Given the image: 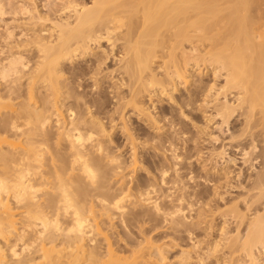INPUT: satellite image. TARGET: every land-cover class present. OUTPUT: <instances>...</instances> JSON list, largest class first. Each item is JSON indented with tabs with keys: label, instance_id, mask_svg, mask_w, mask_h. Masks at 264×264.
<instances>
[{
	"label": "bare ground",
	"instance_id": "bare-ground-1",
	"mask_svg": "<svg viewBox=\"0 0 264 264\" xmlns=\"http://www.w3.org/2000/svg\"><path fill=\"white\" fill-rule=\"evenodd\" d=\"M79 1L43 13L0 0V264H167L181 243L202 250L186 222L219 203L213 213L225 221L204 250L262 264L264 0ZM153 99L169 102L170 118L157 120L166 109L156 117ZM197 111L218 135L198 129ZM186 121L212 135L195 153L217 177L184 180L186 131L183 147L172 135L144 137L148 122ZM150 143L167 154L148 155L162 160L154 167L140 153ZM162 224L174 237L154 247L148 234ZM184 248L177 264H207Z\"/></svg>",
	"mask_w": 264,
	"mask_h": 264
},
{
	"label": "rangeland",
	"instance_id": "rangeland-1",
	"mask_svg": "<svg viewBox=\"0 0 264 264\" xmlns=\"http://www.w3.org/2000/svg\"><path fill=\"white\" fill-rule=\"evenodd\" d=\"M8 1H9L10 3H9ZM23 1H24V0H23ZM23 1H19V0H4V3H5V5L7 4L8 6H9V4L12 3V4H11V7L13 6L12 9H10V8H11L10 6H9V7L7 6V8L9 9V11H10V10L12 11L14 8L17 9V8H18L17 6H19V4L21 3L20 6H19L20 8H18V10H14V11H16V12H20V10L23 9V8L27 5V2H28V5H30V7H32V6L35 7V6H36V7H37L41 12H43V13H44L43 10H45V12H48V13H52V12L55 13V12H56V9L59 10V7H61V3L63 2V0H62V1H61V0H33V2L30 1V0H25V1H24V2H26V4H25V3H23ZM29 1H30V2H29ZM76 1H79V0H76ZM83 1H84V2L86 1V2L88 3V1H90V0H88V1H87V0H81V1H79V2H83ZM14 2H15V3H14ZM59 2H60V3H59ZM13 3H14V4L18 3V4H16V6H15ZM22 4H23V5H22ZM24 4H25V5H24ZM35 4H36V5H35ZM28 5H27V6H28ZM53 5H54V6H53ZM62 5H63V4H62ZM45 7H46V8H45ZM51 8H52V9H51ZM19 9H20V10H19ZM47 9H48V10H47ZM53 10H54L55 12H54ZM21 12H22V10H21ZM18 17H19V16H18ZM209 77H210V76L205 77L204 80H210ZM190 88L193 89L194 87H190ZM191 89H190V90H191ZM182 93H184V92L182 91ZM153 101H154V102H157V101H158L157 104L155 103V104H156L155 108H153V110H151V111H154V113L157 112V113H156V117L160 116L159 113L162 112V108H163V107H164V109H166V111L163 110L162 115L160 116V118H157V120L160 119V121H161V118L165 117L164 115H166V113H168V115H167L168 118L171 117V116H170L171 114H170V112H169L171 109L168 110V108H171V106L168 105L169 102H168L166 99H164V100H160V99H159V100H158V99L155 100V99H153ZM162 101H164V102H162ZM148 102H149V103H148ZM160 102H161V103H160ZM147 103H148V104H147ZM151 103H152V102H150V101H148V100L146 101V104H147V105H151ZM160 104H161V105H160ZM159 105H160L161 108H159V110H158ZM168 106H169V107H168ZM154 109H155V110H154ZM156 109H157V110H156ZM160 109H161V111H160ZM167 110H168V111H167ZM155 111H156V112H155ZM159 111H160V112H159ZM158 112H159V113H158ZM163 113H165V114H163ZM194 113H198V114H194V116H197V118L193 116V117H192V118H193V121L196 122L195 118L197 119V121H198V120H201V121H202V122L199 121L200 123H199V122L196 123L197 126H198V129H199V127L202 125L201 127H204V126L207 127L208 132H210L211 134H212V132H213V134H212L213 136H214L215 134L218 135V133L220 132V131H219L220 128H219L218 126H216L217 124H216V125L213 124L215 121H214L213 123H212V121L210 122L209 118H207L208 115H207V114H204V115H203L202 112H198V111H197V112H194ZM199 113H200V114H199ZM202 117H204L205 121H204V119H203ZM206 118H207V120H206ZM132 119L135 121V124H136V125H134V126H137L138 123H139V121H138V123H136V122H137L136 118L134 117V118H132ZM134 121L131 120L132 123H133ZM207 122H209V123H207ZM163 123H164V122H162V125H163ZM210 123L213 124V125L211 124L212 127H211ZM139 124H141V123H139ZM183 124H184V125L186 124V125L183 126ZM188 124H190V121H189V122H187V121H186V122H183V123H182V126H180L181 124H178L177 126H175V127H176V130H177V128H178L180 131H181V130L183 131V129H184V131H183V132L181 131V133L178 132L179 130H177V133H178V134H177L176 131H174L175 127H173L174 129H173L172 127L170 128V126H169L168 124H167V126H169L170 129L167 128V127H165V128L162 127L161 124H160V125H161L162 129H161L160 126H159L160 129H159L158 126H157V124H155V125L153 124V125H152V123H149V122H148V123L146 124V127H148L149 130H147V129L145 128L143 134H144V137H145L146 139H150V140H151V138L153 139V138L156 137V138L158 139L157 142H159V143H164V142H166V140L169 138V136L172 135V137H170V138H173V137H174V138H175V139H174L175 142H177L176 139H178L179 142H178L177 144L182 145V144H183V140H182L181 137L184 136L185 131H186V134H187V135L185 134V136H187V137H188V136H189V137H192V138H191L192 140L190 139V141H191L192 143L189 141V139H188L189 137H188V138L185 137V138H183V139H184V142H186V145L188 144V145L186 146V149H185V147H183V146H185V145H182V147H183L182 150H181V146L178 145V148L180 149L179 152H181V151H182V153H183V151H185V152L187 151V153L190 152V154H187V153L185 154V158H183L184 162L182 161V162H183V165H182V166L185 165V166H184L185 169H184V168L181 169V171L184 170V171H182V174L184 175V177H186L184 180L187 181V176H188L189 172H190V173L193 172V173L195 174V175L193 174L194 176H199L198 178H200V177L202 178L203 176H204L203 178H206V177H207V178H209V179H212V178H214V177H217V173L211 174V173L214 172V171H213V170H207V167L204 168V169H206L205 172H204V169H203V171H202V168L204 167V165H205L206 163L204 162L203 157H202V159H200V158L197 159L198 155L196 154V153L200 154L201 151H202V152H205V151L207 150L209 144L207 143L206 140L211 139V136H212V135L209 136V135H207V134H205V133H204V135H203V134L201 135L200 133H202V132H198V131H200V130L197 129V127L195 126L196 124H193V125H192V122H191L190 125H188ZM204 124H205V125H204ZM207 124H209V128H210V129L212 128V131L208 128V125H207ZM147 125H148V126H147ZM158 125H159V124H158ZM164 125L166 126V123H165ZM164 125H163V126H164ZM187 125H188L189 127H188ZM203 125H204V126H203ZM154 126H155V127H154ZM178 126H179V127H178ZM214 126H216L217 128H215ZM180 127H181V128L184 127V128L181 129ZM185 127H186V128H185ZM187 127L189 128V131L191 130L190 132L188 131V128H187ZM192 127H193L195 130H194ZM195 127H196V128H195ZM155 128H157L158 131H157ZM190 128H191V129H190ZM165 129H166V130H165ZM214 129H216V130H214ZM217 129H218V130H217ZM172 130H173V131H172ZM197 130H198V131H197ZM209 130H210V131H209ZM145 131H147L148 133H146ZM161 131H162V132H161ZM169 131H170V134H169ZM171 132H175L177 135H180V136H177L176 134L173 135L174 133L172 134ZM187 132H189V133H187ZM194 132H195L196 136L194 135ZM118 133H119L118 136H117V134H115V135L117 136L116 138H115V135L113 134V135H114L113 137H114L115 140H116V141L114 142V144H112L113 147L122 144L121 141L123 140L122 138H123L124 136H122V135L120 134V132H118ZM157 133H160V134H157ZM183 133H184V134H183ZM191 133H193V134H191ZM149 134L152 135V136H150ZM154 134H156V135L154 136ZM167 134H168V135H167ZM181 134H183V135L181 136ZM192 135H193V136H192ZM206 135L208 136L209 139L206 137ZM147 136H149V138H148ZM157 136H158V137H157ZM166 136H167L168 138H167ZM199 136H200L201 138H200ZM202 136H203V137H202ZM177 137H178V138H177ZM179 137L181 138V141H180V138H179ZM194 137H196V139L198 140V142H197V140H194V141H193V138H194ZM198 137H199V138H198ZM204 137H205V138H204ZM165 138H166V139H165ZM118 139H119V140L121 139V140H120L121 143L118 141ZM159 139H160V140H161V139H163V140L165 139V140H164V141L161 140V141H163V142H161ZM194 139H195V138H194ZM199 139H200V140H199ZM203 139H204V140H203ZM186 140H187V141H186ZM201 140H203V141L201 142ZM117 141H118V144L116 143ZM204 141H206V142H205L206 145H204V144H205ZM181 142H182V143H181ZM188 142H190V143H188ZM193 142H195V143H193ZM199 142H200V143H199ZM184 144H185V143H184ZM196 144H197V148H196V146H195ZM199 144H200V145L203 144V145L199 148V146H200ZM207 144H208V146H207ZM193 146H195V148H193ZM205 146H207V148H206ZM154 147H155V145H154ZM154 147H153V144L150 143V146H149V147H144V148L142 147V148L140 149V153H141V152L144 153V155H143V153H141V155H143V157L146 155V157L144 158L145 161L147 160V162H144V163H147L146 166H152L151 164L154 163L155 161H156V162H155L156 165H154L155 163H154L153 165H154V166H157V165H158V164H157V161H158V163H159V162H161V161L163 160V159L160 158V157H163V155H167V154H159V153H161V152H158V153L156 154L157 156H154V155H155V152H156L155 150H152V149H154ZM204 147H205V150H204ZM201 148H202L203 150H202ZM129 149H130V148H129ZM129 149H127V150H129ZM147 149H148V150H147ZM187 149H188V150H187ZM196 149H197V150L199 149L200 152L197 151V152L195 153ZM127 150H126L125 152H120V151H123V150H119V152L121 153V154H119V156H120V155H124V154L127 152ZM141 150H143V151H141ZM144 150H145V151H144ZM146 150L148 151L149 154L146 153V152H147ZM189 150H191L192 152L189 151ZM114 151H115V150H114ZM152 151H153V152H152ZM150 152H151L152 154H150ZM185 152H184V153H185ZM123 153H124V154H123ZM145 153H146V154H145ZM191 153H192V154H191ZM193 153H195V155H193ZM158 154H159V155H158ZM148 155H149L150 157H152V155H153V157H157V158H158V156H159V158L162 159V160L159 161V160H157V158H156V160L154 161V159H151L150 157H149V159H148V158H147ZM187 155L190 156V158H191L192 160H191ZM196 155H197V157H196ZM126 156H127V155H126ZM193 156H194V157H193ZM202 156H203V155H202ZM124 157H125V156H124ZM153 157H152V158H153ZM163 158H164V157H163ZM186 158H189V159H186ZM148 160H149L150 162H148ZM151 160H153V162H151ZM186 160H188V161H186ZM185 161H186V163H185ZM240 162H241V161L238 159V161H237V167H235V170H236V168H237L236 171H238V168L240 169V164H241ZM144 163H143V164H144ZM149 163H151V164H149ZM144 165H145V164H144ZM202 165H203V167H202ZM154 166H152V167H154ZM209 167H210V166H209ZM209 167H208V169H210ZM241 167H242V166H241ZM186 168H187V169H186ZM196 171H197V172H196ZM211 171H212V172H211ZM186 172H187V174H186ZM245 172L247 173L246 170H245ZM245 172L243 173V175L246 177L247 174H246ZM138 173H139V172H138ZM180 173H181V172H180ZM182 174H181V175H182ZM199 174H200V175H199ZM215 174H216V175H215ZM139 175L141 176L142 174H139ZM139 175H138V176H139ZM183 175H182V176H183ZM205 175H206V176H205ZM127 176H130V174H126V177H127ZM138 176H137V177H138ZM140 176H139L138 178H140ZM184 177H183V178H184ZM210 177H212V178H210ZM188 178H189V176H188ZM134 179H135V178H134ZM201 182H203V181H201ZM201 184L203 185V183H201ZM201 187H202V186H201ZM203 188H204V185H203ZM200 190H202V189H200ZM203 190H204V189H203ZM194 200L197 201V199H195V198H194ZM194 200H193V201H194ZM196 201H194V202H196ZM197 203H198V202H197ZM197 203H194V204H195V206H194V210H195V212L199 209V208H197V207H199V204H197ZM219 204H220V203H219ZM219 204H216V206L214 205V206H213L214 208H211L212 210H211V209H208V210H207L208 212L211 211L209 214L206 213V211H205L206 215H204L205 213L202 214V215H204V216H201L202 219H201V218H198L197 215L194 213V214L192 215L193 218L189 219L187 222H188L190 225H191L192 223H194L193 225H191V227L193 226V227H195V228H193V227H192V228L189 227L190 225L186 222V226H187L186 228H187V229L190 228L191 231L194 229L195 231H194V232L192 231L193 234H194V236H195V232L197 231V232H196V236H198V237L200 236V237H201V238L199 237V239H200L199 242H201V241H202V242L200 243V247H198V248L202 249V250H201V251H202V254H201V251H199V252L197 251L198 249L195 250V249L192 248V249H193V250H192V249L189 247V246H190L189 243H185L184 245L181 243L182 245H181V244L178 245V248H176V249L174 248L175 250L172 249L173 252H172V250L170 249L171 251H170L169 253H171V252H172V253L169 254L168 257H167V259L169 260V261L167 260L168 262L171 263V261L175 260V261H173V263H171V264H177V262L180 261V259H178L179 257H178L177 254H180L181 252H183V249H181V248H184V247L186 246L184 249H187L188 247H189V248L187 249V251L184 250L185 252H189L190 250H191L190 252H192V251L195 250V251L197 252V254H196L197 256H199V257H200V256H201V257L204 256V257H202V258L205 260V262L207 261V264H210V263H211V264H217L218 261L222 262L221 264H225V263H224V262H225L224 258H225V256H226V254L224 253L225 251H223V248H222V247H223V246H222L223 244H222V245L220 244V247L222 246V247H221L222 250L219 249L220 247L218 248L219 250H221V252L217 249V250H218V251H217L218 254H217V252H215V253H216V254H215L213 250H212V251H213V252H212L211 249L208 250L209 248H211V247H208V245H209L208 242H215V240H217L216 237H219V236H218L219 231L217 232V230L220 229V228L222 227V225H223V223H224V221H225V218L223 219L222 216H221V214H220V213H217V212H219V210L217 211V207H218ZM220 205H221V204H220ZM196 206H197V207H196ZM196 208H197V209H196ZM222 208H224V206L221 207L220 209H222ZM213 209H214V210H213ZM222 210H223V209H222ZM213 211H214V212L217 211V212H216V215H215V213H213ZM220 211H221V210H220ZM211 213H212V214H211ZM207 214H208V215H207ZM194 215H195V216H194ZM209 215H212V216L214 215V219H216V220H215L216 222L212 220V221H213L212 224L215 223L217 226H216L215 224H214V225H208V224H210L209 222H211V221H209V220H211V219L213 218L212 216H211V219L209 218L208 221H207V220H204L205 218H208ZM215 216H217V217L219 216V217H221V219H220L219 217H218V218H217V217L215 218ZM203 217H204V218H203ZM209 217H210V216H209ZM192 219H193V220L196 219V220H194V222H192V221H193ZM198 219H201V221L198 220ZM197 220H198V221H197ZM220 220H221V221H220ZM223 220H224V221H223ZM202 221H204V222H202ZM190 222H192V223H190ZM206 222H207V223H206ZM222 222H223V223H222ZM196 223H199V225H196ZM220 223H221V224H220ZM229 223L231 224L232 222L230 221ZM200 224H202V225H200ZM204 224H205V225H204ZM219 224H220V225H219ZM149 225H150V227H151V224H149ZM149 225H148V226H149ZM162 225H163V227H160V228H162V229L164 228L163 230H162V229L159 230V228H158L159 231H158L157 229L154 230L155 232L151 230L152 233H151V231H150V233H151L152 235H151L150 233L148 234L149 237L151 236V237H150V238H151L150 240H151V243L153 242L152 245H153L154 247L163 246L164 244H167L166 242L169 243V242L171 241L172 237H170V236H173V237H174V233L172 232V230L170 229V227H168V226H166V225H164V224H162ZM203 225H204V226H203ZM207 225H208V226H207ZM164 226H166V227H164ZM197 226H200L202 229H200V227H197ZM202 226H203V227H202ZM209 226H212V227L214 226L215 228L217 227L218 229L216 228V229H217V230H216L214 227H213V229H212V227H209ZM218 226H219V227H218ZM167 227H168L170 230H169V229L167 230ZM196 227L198 228V230H197ZM207 227H208L211 231H209V229H208ZM225 227H228V228L231 227L230 229H227V228H226V230H228V231H229V230H230V231H234L233 228H235V227H234V224H232V226H230V227H229V224H227ZM232 227H233V228H232ZM148 229H150V228L148 227ZM190 229H189V230H190ZM204 229H205V230H204ZM241 229H242V228H241ZM156 230H157V231H156ZM206 230H207L208 232H206ZM212 230H213V231H212ZM170 231H171V232H170ZM200 231H201V232H200ZM204 231H205V232H204ZM242 231H243V229H242ZM202 232H203V233H202ZM200 233L202 234V236H201ZM206 233H207V234H206ZM208 233H209V234H208ZM212 233H214V234H212ZM170 234H172V235H170ZM203 234H205L209 239L206 238V236H204ZM211 234H212L213 236H212ZM216 234H217V235H216ZM203 236H204L205 238H203ZM210 236L212 237V239H211ZM198 237H195V238H194L195 241H196V240H197V241L199 240V239H197ZM202 238H203V240H202ZM222 238H224V237H222ZM205 239H207V240H205ZM169 240H170V241H169ZM210 240H211V241H210ZM197 241H196V242H197ZM155 242H156V243H155ZM203 242H204V244H203ZM207 243H208V244H207ZM220 243H223V242H220ZM187 244H188V245H187ZM202 244H203V245H202ZM201 245H202L203 248L201 247ZM179 246H181V247L179 248ZM182 246H184V247H182ZM204 246H205V247H204ZM175 247H176V246H175ZM206 247H207L208 249H205V250H208V251H209V252L206 251L207 254L209 253V255H206V257H205V254H204L205 250H204V248H206ZM177 249H179V251H181V252L179 253V251H178ZM189 249H190V250H189ZM200 249H199V250H200ZM203 250H204V251H203ZM195 251H194V253L192 252L191 254H192L193 258L196 259L197 256L195 255V253H196ZM222 251H223V252H222ZM210 252H212L214 255H216V257L213 256V255H211L212 253L210 254ZM175 253H177V254H175ZM199 253H200V254H199ZM220 253L222 254V256H221ZM174 254H175V255H174ZM193 254H194V255H193ZM198 254H199V255H198ZM172 255H173L174 257H172ZM210 255H211L210 258L207 257V256H210ZM219 255H220V256H219ZM166 256H167V255H166ZM170 256L172 257V260H171V261H170V258H171ZM176 256H177V257H176ZM194 256H195V257H194ZM212 256H213V257H212ZM217 256H218L219 258H217ZM169 257H170V258H169ZM175 257H176L178 260L175 259ZM226 257H227V256H226ZM206 258H209V259L212 258V260H209V259H206ZM216 258H217V260H215ZM219 259H220V260H219ZM263 259H264V258H263ZM208 260H209V261H208ZM214 260H215V261H214ZM176 261H177V262H176ZM193 261H196V260H193ZM223 261H224V262H223ZM168 262H167V264H168ZM208 262H209V263H208ZM170 263H169V264H170ZM219 264H220V263H219ZM246 264H247V263H246ZM262 264H264V262H263Z\"/></svg>",
	"mask_w": 264,
	"mask_h": 264
}]
</instances>
